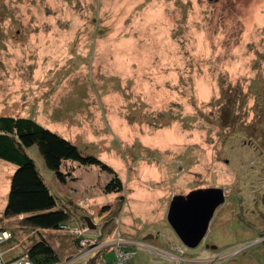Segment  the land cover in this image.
Masks as SVG:
<instances>
[{"label":"rangeland","instance_id":"374dc122","mask_svg":"<svg viewBox=\"0 0 264 264\" xmlns=\"http://www.w3.org/2000/svg\"><path fill=\"white\" fill-rule=\"evenodd\" d=\"M0 115L37 120L122 180L106 193L111 174L66 161L62 183L28 148L70 224L89 216L193 264H264V0H0ZM15 168L0 159V229L15 233L1 249L44 237L64 261L74 235L5 213ZM206 188L226 198L188 248L167 213ZM133 262L176 264L148 248Z\"/></svg>","mask_w":264,"mask_h":264},{"label":"trees","instance_id":"16d2710c","mask_svg":"<svg viewBox=\"0 0 264 264\" xmlns=\"http://www.w3.org/2000/svg\"><path fill=\"white\" fill-rule=\"evenodd\" d=\"M259 96L263 97L262 94ZM230 102L234 103L233 106L236 104L234 100ZM259 103L257 99L255 106ZM34 145L60 182H66L68 175L72 177L74 171L64 172L62 166L66 161H73L85 166L97 165L111 174L104 188L106 193L124 190V184L115 170L99 157L83 154L75 143L31 117L0 115V159L16 166L5 213L12 217L25 215L23 223L31 226L32 231L60 229L72 219L70 211L59 205L36 161L28 153L27 149ZM24 255L35 264L63 262L58 251L44 237L30 244ZM16 257L20 256L13 258Z\"/></svg>","mask_w":264,"mask_h":264},{"label":"built area","instance_id":"2783aa9c","mask_svg":"<svg viewBox=\"0 0 264 264\" xmlns=\"http://www.w3.org/2000/svg\"><path fill=\"white\" fill-rule=\"evenodd\" d=\"M105 224L102 222L95 223V228L90 229L86 223L63 224L60 230L65 229L76 239L77 252L64 259L61 264H135L133 262L138 251L142 248L157 250L165 253L161 248L149 245L143 240L126 239L121 234L113 238L104 237ZM48 231V230H47ZM14 237L11 229H0V264H35L27 255L10 258L6 256V251L1 246ZM129 245L135 248H129ZM180 248V247H179ZM114 255L113 259H109V255ZM177 260L191 262H202V259L195 260L186 254V250L182 249L181 254L174 255Z\"/></svg>","mask_w":264,"mask_h":264},{"label":"water","instance_id":"95a60500","mask_svg":"<svg viewBox=\"0 0 264 264\" xmlns=\"http://www.w3.org/2000/svg\"><path fill=\"white\" fill-rule=\"evenodd\" d=\"M183 197L172 201L167 219L182 243L188 248H196L206 236L211 219L226 195L223 188H206L191 192L187 199ZM84 219L90 229L95 228L89 216ZM151 238L149 234L145 236L147 240Z\"/></svg>","mask_w":264,"mask_h":264},{"label":"crops","instance_id":"0c3cea01","mask_svg":"<svg viewBox=\"0 0 264 264\" xmlns=\"http://www.w3.org/2000/svg\"><path fill=\"white\" fill-rule=\"evenodd\" d=\"M61 199H62V198H61ZM143 241H144V242H146V243H148L149 245L153 246V245H152V244H150L149 242H147V241H145V240H143ZM161 249H162V248H161ZM162 250H163V249H162ZM190 257H192V258H194V259L196 258V257H194V256H191V255H190ZM172 258H173V259H175V261H176V264H184V262H181L180 260H177V259H176V258H174V257H172ZM199 259H202V258H200V257H199V258H198V260H199Z\"/></svg>","mask_w":264,"mask_h":264},{"label":"flooded vegetation","instance_id":"af4514ba","mask_svg":"<svg viewBox=\"0 0 264 264\" xmlns=\"http://www.w3.org/2000/svg\"><path fill=\"white\" fill-rule=\"evenodd\" d=\"M205 244H206V242H205ZM214 246V245H213ZM217 246H214V248H216ZM174 255H176V254H174ZM177 255H179V254H177ZM190 256V255H189ZM197 258V257H196ZM195 260H198V258L197 259H195ZM181 261V260H180ZM181 262H184V264H193L195 261H191V262H186V261H181Z\"/></svg>","mask_w":264,"mask_h":264},{"label":"bare ground","instance_id":"6f19581e","mask_svg":"<svg viewBox=\"0 0 264 264\" xmlns=\"http://www.w3.org/2000/svg\"><path fill=\"white\" fill-rule=\"evenodd\" d=\"M163 249V248H162ZM164 250V249H163ZM166 254H169L171 257H173V254L170 253L168 250H164Z\"/></svg>","mask_w":264,"mask_h":264}]
</instances>
